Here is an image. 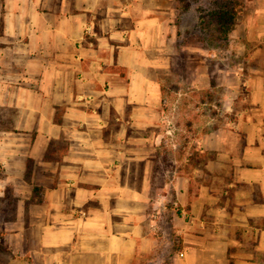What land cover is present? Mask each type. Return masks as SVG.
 <instances>
[{"label":"crops","instance_id":"0c3cea01","mask_svg":"<svg viewBox=\"0 0 264 264\" xmlns=\"http://www.w3.org/2000/svg\"><path fill=\"white\" fill-rule=\"evenodd\" d=\"M241 2L227 36L248 60L232 75L239 121L264 125V0ZM183 14L176 0H0V231L26 264H140L167 236L172 264H264V126L240 148L196 140L212 174L228 157L247 188L228 229L219 183L208 193L198 164L171 163L162 82L179 56L209 54L182 45Z\"/></svg>","mask_w":264,"mask_h":264},{"label":"rangeland","instance_id":"374dc122","mask_svg":"<svg viewBox=\"0 0 264 264\" xmlns=\"http://www.w3.org/2000/svg\"><path fill=\"white\" fill-rule=\"evenodd\" d=\"M211 7V0H199L194 4L192 10L182 16V45L184 43L189 46L196 45L198 41L205 48L206 54H209L179 56L180 60L177 59L171 74L164 78L162 86L165 91L163 106L166 119L163 129L171 131V134H168L171 147L172 145L177 146L174 154H170L173 166L179 165L186 158L190 159L189 162H186L188 165L198 164L202 169L203 183L210 185L209 189H206L208 193L213 188L211 184L215 185V181L219 183V187H214L213 192L218 191L219 208H224L220 214L225 212L226 216L224 217L226 218L233 213L236 192L238 191L239 196H242L247 192V188L241 183H235V172L230 168L228 157L220 159L219 171L212 174L206 168L212 154L204 152L196 156V140L217 131L221 138L219 142L221 148H240L242 145L241 134L258 131L264 125L251 124L247 120V117L250 118V112L244 114L242 119L248 124H240L239 119L242 117L239 114L248 109L245 100L246 94L242 85L238 92V79H233L232 75L235 76L246 70L247 55H241L235 45L232 49L229 37L220 38L212 23L207 27L203 25L199 17H206ZM206 19L208 18L206 17ZM212 52L216 54L210 55ZM201 70H203V75L200 81L203 88L196 86L197 72ZM211 80L214 81V84L208 88ZM234 122L235 124H233ZM239 125L240 128H238ZM164 146L168 147L167 144ZM191 152L193 153L189 154ZM175 160H178V163L174 162ZM231 180L234 183L232 186ZM218 210L220 209L217 207L213 211L215 214L211 215L210 212L209 216H206L205 220L209 223V228H214L212 217L219 214ZM228 219L222 220L225 223H221V226H225L226 229H228ZM1 220L0 215V223ZM1 236L0 231V264H26L17 255L4 248ZM169 238L171 239L169 240ZM173 239L167 236L161 250L140 264H172L174 250L179 249L178 244L173 246L171 241Z\"/></svg>","mask_w":264,"mask_h":264},{"label":"trees","instance_id":"16d2710c","mask_svg":"<svg viewBox=\"0 0 264 264\" xmlns=\"http://www.w3.org/2000/svg\"><path fill=\"white\" fill-rule=\"evenodd\" d=\"M179 5L180 14L193 9L194 4L199 0H176ZM241 0H211V9L206 17H199L206 27L211 23L214 25L219 37H227L236 24L238 8ZM230 264H233L232 262Z\"/></svg>","mask_w":264,"mask_h":264},{"label":"built area","instance_id":"2783aa9c","mask_svg":"<svg viewBox=\"0 0 264 264\" xmlns=\"http://www.w3.org/2000/svg\"><path fill=\"white\" fill-rule=\"evenodd\" d=\"M87 31L89 32V28L87 29Z\"/></svg>","mask_w":264,"mask_h":264}]
</instances>
